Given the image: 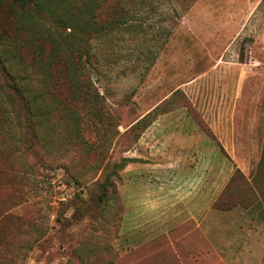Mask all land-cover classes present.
<instances>
[{
	"label": "rangeland",
	"instance_id": "rangeland-1",
	"mask_svg": "<svg viewBox=\"0 0 264 264\" xmlns=\"http://www.w3.org/2000/svg\"><path fill=\"white\" fill-rule=\"evenodd\" d=\"M129 11L63 97L42 71L49 23L3 44L36 120L0 93V264H264V0Z\"/></svg>",
	"mask_w": 264,
	"mask_h": 264
},
{
	"label": "trees",
	"instance_id": "trees-1",
	"mask_svg": "<svg viewBox=\"0 0 264 264\" xmlns=\"http://www.w3.org/2000/svg\"><path fill=\"white\" fill-rule=\"evenodd\" d=\"M56 1L59 4L53 6L47 0H7L6 11L0 8V14L4 12L15 19V27L10 31L2 27L3 20L0 17V68L9 76L7 82L0 84L1 97L4 98L2 104L12 109L16 114L14 119L26 126L33 125L36 120L34 101L27 98L18 85L20 78L11 76L12 68L3 58V44L13 37L16 38L19 33L26 34L27 39L33 35H40L39 26L45 29L46 22L49 23L48 33L44 37H40L51 47V51L47 54V60L41 62L46 68L42 71H44L45 78L47 77L46 86L51 91V95L58 97L59 94L63 97L70 91L83 90V85L77 82L78 78H84L86 73L84 66L86 63L88 64V59L91 56L88 41L106 36L126 26L132 17L129 8H141L147 0H95L93 7H90L91 0ZM67 29L71 30L74 38H82L77 44H83L82 48L79 46L73 48V45H66V42L62 44L59 41ZM78 38L75 40L77 41ZM25 45L18 46L15 51L18 52L22 46L27 47ZM74 50L78 54L82 52L86 56L87 62L78 57L74 65L68 67L65 65L64 57ZM16 58L24 63L19 55H16ZM34 64L31 62L26 65L33 66ZM63 102L66 103V100ZM68 103L67 101L66 104ZM82 264H88V262L84 261Z\"/></svg>",
	"mask_w": 264,
	"mask_h": 264
},
{
	"label": "crops",
	"instance_id": "crops-1",
	"mask_svg": "<svg viewBox=\"0 0 264 264\" xmlns=\"http://www.w3.org/2000/svg\"><path fill=\"white\" fill-rule=\"evenodd\" d=\"M241 91H239L238 92V90L236 91V93H240ZM169 220H167V222H168ZM186 221H189V222H194V224H195V228L199 231V232H201L202 231V229L200 228V224H201V222H202V219L201 218H196V217H189V218H187L186 219ZM167 222L165 221V220H163V221H161V223L163 224V225H165V224H167ZM201 249V248H200ZM200 255H202V251L200 250Z\"/></svg>",
	"mask_w": 264,
	"mask_h": 264
}]
</instances>
